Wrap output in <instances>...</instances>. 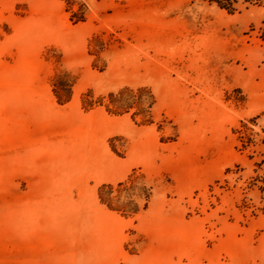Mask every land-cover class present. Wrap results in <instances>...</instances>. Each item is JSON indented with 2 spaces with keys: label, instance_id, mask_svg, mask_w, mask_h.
Wrapping results in <instances>:
<instances>
[{
  "label": "rangeland",
  "instance_id": "374dc122",
  "mask_svg": "<svg viewBox=\"0 0 264 264\" xmlns=\"http://www.w3.org/2000/svg\"><path fill=\"white\" fill-rule=\"evenodd\" d=\"M0 264H264V0H0Z\"/></svg>",
  "mask_w": 264,
  "mask_h": 264
}]
</instances>
